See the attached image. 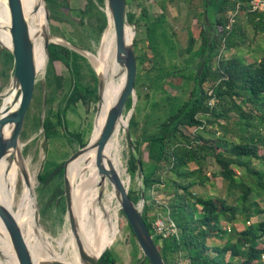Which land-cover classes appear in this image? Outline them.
I'll use <instances>...</instances> for the list:
<instances>
[{"label":"trees","instance_id":"16d2710c","mask_svg":"<svg viewBox=\"0 0 264 264\" xmlns=\"http://www.w3.org/2000/svg\"><path fill=\"white\" fill-rule=\"evenodd\" d=\"M137 1L142 7L144 20L136 23L138 26L143 24L146 28L156 58L153 65L145 68L147 57L138 49L139 40L138 38L135 39L134 47L138 66L136 88L139 87L140 82H143V84H148L151 93L157 88L163 87L165 89V80L170 76L190 78L194 82L193 90L187 99L167 94L168 109L166 118L159 123L158 130L153 133H144L141 136L142 140L149 142L148 155L152 159L147 173L142 169L143 160L141 156L137 155L139 148L138 153L131 152L129 159L130 172L134 173L138 168H141L145 192L154 184L163 182L161 178L164 173H175L182 180L173 182V189L176 194L171 202L172 209L170 210L178 231L167 236H162L156 231L155 221L159 217L158 211H167L165 205L160 203L146 202L143 216L147 227L154 236L166 264H264V246H258L259 240L264 239V219L259 222L258 227L251 223L241 230L233 227L235 221H237L239 211L248 221L254 213L264 214V208L259 207L257 202L250 201V195L256 188L260 193L264 192V170L258 169L253 164V160L264 161V138L260 137L261 134L257 131L249 132V128L264 122V56L259 61L247 64L236 59L237 65L235 63L236 66L232 67L230 76L222 73L220 68L213 69L212 62L218 58L222 49L238 45L235 42L232 43L235 24L231 29L226 28L229 22L228 12L236 8L237 1L210 0L214 4L216 13L209 19L208 25H205V30L201 34H196L189 29V41L186 48L188 56L184 58V66H178L175 63L166 64L167 56L172 59L177 58L179 49L175 42V34L170 31L171 27L165 14L161 13L153 17L146 8L144 0ZM250 1L243 0L244 7L248 8ZM46 2L51 12V18L72 20L75 14L78 13L81 16V22L84 23V20H86L88 25L92 27L91 33H89L90 37L97 38L93 33L101 35L108 25L107 14L104 10L105 0H88L84 9L72 8L68 0H46ZM129 2L130 0H127L128 4ZM135 16V13L128 12L129 23L135 21ZM250 16L255 25H261L264 29L263 12L251 13ZM131 28L135 37L136 30L133 26ZM225 41H228L227 45L224 44ZM198 43L199 45L196 47L195 45ZM48 53L50 60L47 81L51 90L46 102L49 104V109L44 118L35 117V125H42L46 140L63 136L69 143L76 138L81 147L85 146L86 142L81 131L71 132L67 129L66 113L69 108L77 105L79 101L91 103L94 98H99L98 75L85 55L65 45L50 43ZM197 57L201 58L198 62L195 61ZM0 59L3 65L2 74L6 77H12L14 69L13 54L0 47ZM55 61L62 62L70 73L68 89L57 108H54L52 103L56 99L57 89L63 86L64 77L57 73ZM195 62L196 64H194ZM192 64L194 67H192ZM170 65H172L171 68ZM189 69L190 71H188ZM87 75L90 76L92 82L87 81ZM208 82H211L209 86L213 90L211 95L206 89ZM213 96L217 99V103L215 106H210L208 102ZM239 100L240 102H238ZM131 105L132 98L129 97L126 109L129 110ZM154 105L156 106L157 102H154ZM30 108L25 121L30 118ZM229 109L236 110L240 115L241 131L238 132V136H241V139L238 142L223 137L215 140L207 139L201 134L191 138L184 135L179 129L181 125L198 127V129L205 128L208 121L202 119L199 115H206L208 112L213 115L214 119H229ZM133 121L134 115L130 120V126ZM209 122H211V119H209ZM27 124L26 122L25 125L27 126ZM61 128H64V130L62 131ZM26 134L27 131L23 128L21 136L25 137ZM182 138H185L187 143H184ZM257 138L260 140L257 141ZM194 141L195 144L192 146ZM208 154H212L216 158L222 167L220 170L221 176L232 187H241L245 190L241 210L238 206L227 204L223 199L206 197L203 194H194L191 191L192 187L204 184L208 177L200 167L196 170H189V161L207 158ZM228 155L232 157H228ZM138 158L141 159V167ZM20 160L19 157V162H21ZM64 163V161L59 163L57 168L49 173H43L42 170L39 173L40 182L44 185H48L53 179H58L57 183L48 188V191L52 193L53 199L61 198V203L65 202L64 189L61 188ZM22 166H25V162ZM75 166L77 168L81 167V160H78ZM236 167H243L245 172L247 171V174L254 180V183L250 185L245 181L244 176L238 175ZM72 168L73 165L70 163L67 169L68 175ZM194 177L198 178L195 179ZM30 184L33 185L31 176ZM180 190L183 193H180ZM129 192L135 202L140 199L141 189L138 191L130 190ZM24 194L22 191L20 201L23 199ZM61 206L62 210L65 209L66 211V203ZM252 206L257 207V209L252 211ZM154 208H157L156 212L150 214ZM27 211L28 207L25 208L26 214ZM121 212L124 214L122 210ZM94 214H96V211ZM127 223L135 239L137 254H141L136 259L138 260L137 264H151L149 259L142 253L128 221ZM225 223H232L231 231L227 229ZM72 233L70 230V242L73 241ZM216 239H232L235 241L224 245L211 243L212 240ZM229 251H234L232 255L237 258V263L227 259L226 254ZM65 258L68 261V256ZM98 264H117L114 252L108 248L99 258Z\"/></svg>","mask_w":264,"mask_h":264},{"label":"rangeland","instance_id":"374dc122","mask_svg":"<svg viewBox=\"0 0 264 264\" xmlns=\"http://www.w3.org/2000/svg\"><path fill=\"white\" fill-rule=\"evenodd\" d=\"M147 1L148 0H144V4L148 9ZM195 1L196 2H194V0H189V6L187 5L184 8L178 6V8L176 7L172 12H169L166 8L162 9L158 0L150 1L151 5L148 11H151L152 16L154 17L160 13L165 14L168 24L171 27L170 31L175 34V42L179 49L177 58L172 59L170 56H167L166 64L175 63L178 66H184V58L188 56L186 48L189 41V29L196 34H201L205 30V25L207 24V15L205 17L203 13L196 11L199 8V4L197 0ZM68 2L72 8L84 9L88 3V0H68ZM45 3L48 6L46 0ZM128 12H133L136 15L135 21L130 25L136 30L134 42L135 39L138 38V49L147 57L145 63V68H147L154 64V59L156 56L154 49L150 45L146 28L141 22L140 24L142 25L140 26H138L136 23L137 21L144 20V17L142 16V7L138 4L137 0H130L128 4ZM50 13L51 12L49 10L48 39L50 43L65 45L75 51L86 54L88 57V62L96 71L91 59H89L90 57L88 53H97L101 38L108 27L105 28L101 35L93 33V35H96L97 38L90 37L89 33H91L92 27L88 25L86 20H84V23H82L81 16L78 13L75 14V17L72 20L67 18L54 19L51 18ZM210 16L212 17V15H209V17ZM234 24L235 30L234 34L232 35V43L235 42L238 45H233L230 48L222 49L218 58L212 62L213 69L220 68L221 72L227 76L231 75L232 67L237 65L236 59L247 64L254 61H259L264 56V29L262 26L255 25L248 13H244L241 16L238 15ZM227 42L228 41H225L224 44L227 45ZM198 45L199 43L195 46L197 47ZM47 58L48 60L45 68L38 73L35 96L29 111L30 118L25 121V124L26 122L28 124L27 126L24 124L27 134L25 137L21 136L19 148L21 165L18 167L19 175L16 195L18 199L22 194L23 184L25 181L24 171H26L32 177L34 195L36 197L38 206L40 226L47 234L57 238L67 230H70V224L67 219L66 211L65 209L62 210L61 208V205H65V202L61 203V198L53 199L51 195L52 193L48 191V188L52 187L54 183H57L58 179H53V181L51 180L48 185H44L40 182L39 173L41 170L43 173H49L50 171L56 169L59 163L63 161L65 162L77 149L81 148V146L76 138H74L70 143L63 136L46 140L42 125H35V117L38 116L44 118L49 109V104L46 102L51 90V87L47 81L50 60L49 53H47ZM200 60L201 58L197 57L195 61L198 62ZM196 62L194 64H196ZM235 63L236 65H234ZM2 67L3 65L0 59V107L3 104L2 95H4V93L12 86L11 77H6L2 74ZM169 67L171 68L172 65ZM192 67H194L193 64ZM55 68L57 73L64 77L63 86L62 88L57 89L56 99L52 103L53 107L57 108L62 101L63 95L68 89L70 73L68 68L60 61H55ZM188 71H190V69ZM86 78L87 81L92 82L90 76L87 75ZM168 82L172 84H169ZM209 85H211V82L206 84V89L211 92L212 89ZM193 87L194 82L190 78L170 76L165 80V89H163V87L157 88L151 93L148 84H143V82H140L139 87L136 88L137 102L133 112L134 121L130 126V120L133 115L129 119L125 117V128L123 127L118 133L116 139H118L119 143L116 147V150H112V154L117 157L118 168L121 171L122 178L126 181L129 180L130 190L138 191L143 186V174L141 168H138L134 173L130 172L129 159L131 152H137L139 148V153L137 152V155L139 157L141 156L143 160L142 169L145 173H147L150 168L149 166H151L152 159L148 155L149 142L147 140H142L143 138L141 136L144 133H153L158 130L159 123H161L166 118L168 109L166 97L167 94L177 96L182 99H187L190 96ZM93 100L94 101L91 103L79 101L77 105L69 108L66 113L67 129L71 132L81 131L86 144L93 136L94 127L100 114L99 105L101 100L100 98H94ZM209 101L213 106H215L217 103V99L215 97H212ZM154 102H157L156 106L154 105ZM238 102H240V100ZM127 112L128 109H126V115ZM229 116V119H214L213 115L208 112L206 115H199V117L208 121L205 128L198 129V127H186L181 125L179 126V129L184 135L190 136L191 138H194L197 134H201L207 139L215 140L219 137H223L230 141L238 142L241 139V136H238V132L241 131V123L239 122L240 115L236 112V110L229 109ZM209 119H211V122H209ZM61 130L63 131L64 128H61ZM128 130L130 131V135L128 134ZM252 131H257V133L261 134L260 137L264 138V122L249 128V132ZM182 139H184V143H187L185 138ZM256 140L258 141L260 139L257 138ZM192 144V146H194L195 141ZM82 155L78 159L71 162L73 168L68 175L73 185L72 193L76 214L78 210L75 205V192L78 188L77 186L80 179L79 174L84 170L87 164L85 162V164L79 168H77L75 164L78 160H81L82 162ZM228 157L232 156L228 155ZM139 160L141 161L140 158H138V162ZM23 162H25V166H22ZM253 164L258 169L264 170V161L253 160ZM198 167L202 168L207 174L208 180L205 181L204 184H198L192 187L191 191L194 194H203L206 197H214L220 200L223 199V201H225L227 204L238 206L239 210L242 209L243 194L245 190L241 187H232L230 183L223 176H221L220 170L222 167L212 154H208L207 158L204 157L196 161H189V170H196ZM236 168L238 175L241 177L244 176L246 182H248L250 185L254 183V180L249 176V174H247V171L245 172L243 167ZM194 178L196 179L198 177ZM161 179H163V182L161 181L160 184H154L151 188H149V190L145 192V197L147 203L164 204L167 209L166 212L162 210L158 211L159 218L155 223L157 232L164 236L173 230L172 223H170V221L173 222L171 220L172 216L170 214V210L172 209L171 202L176 194L175 190L173 189V182L175 180H178L179 182L182 180L179 179L175 173L171 172L162 174ZM63 181L64 176L62 178V189H64ZM107 181L108 186L113 188L111 182L108 179ZM23 193L25 192L23 191ZM180 193H183V191L180 190ZM250 201L257 202L259 207L264 208V192L260 193L256 188L250 195ZM28 205L29 201H27L25 208H27ZM115 205H117L118 211H116L114 222L118 220L119 228L116 233V237L108 248L114 252L117 258V264H137L138 260L136 259L139 258L141 254H137L135 239L133 238L128 227L126 216L121 212L118 200H115ZM15 209H17V205H15ZM156 209L157 208L152 209L150 214L155 213ZM256 209L257 207L255 206L251 207L252 211H255ZM237 217V221H235L233 227L241 230L246 228L250 223L255 225V227H258L259 222L264 219V214L254 213V215L250 218V221H248L239 211L237 213ZM225 225L228 230H230L232 227V223H225ZM72 239L73 241L76 240L74 233H72ZM234 241L235 240L232 239H216L212 240L211 243L224 245L225 243L230 244ZM258 246H264V239L259 240ZM232 254H234V251L227 252V259L237 263V258ZM67 256V263L71 262V259L75 258V254L68 251ZM0 264L9 263L0 256Z\"/></svg>","mask_w":264,"mask_h":264},{"label":"water","instance_id":"95a60500","mask_svg":"<svg viewBox=\"0 0 264 264\" xmlns=\"http://www.w3.org/2000/svg\"><path fill=\"white\" fill-rule=\"evenodd\" d=\"M45 1V0H44ZM10 10V34L11 46H6L0 42V47L10 51L13 54L14 69L12 74V86L6 91H15L13 106L0 107V162L9 156L14 157L15 152L20 148L21 133L24 128L26 115L32 104L35 95L37 77L39 69L36 61V39L31 33L30 18L26 14L22 0H7ZM46 4V3H45ZM105 12L108 18V25H113L116 37L117 60L126 71L124 86L110 105L104 124L96 137L81 148L77 149L64 163V197L66 203V214L70 224V230L77 238V243L83 264H98L101 255L94 256L86 250L84 244L79 238V223L76 216L73 185L67 174L68 165L78 159L84 152L96 148V166L103 178H107L115 191L116 198L120 208L126 216L138 242V245L151 264H166L160 253L154 236L147 227L143 216L146 204L145 185L141 187V197L135 202L130 196V189L116 170L110 158L107 156V147L112 141L120 122L124 117L131 118L136 107V78L138 72L137 57L134 49V39L128 41L126 28L128 21V3L127 0H105ZM47 21L49 8L46 5ZM50 41L48 31L44 38V49L48 53ZM87 57L86 54L82 53ZM88 58V57H87ZM98 75V95L101 100L103 80ZM132 98L131 108L127 115L126 105L128 98ZM18 102L17 106L15 104ZM10 127L9 135L5 130ZM130 135V131L128 130ZM141 166V161L139 160ZM25 180H28V173L24 171ZM0 216L9 232L12 247L16 254L19 264H37L33 257L31 248L26 241L24 232L13 211L0 201ZM38 264H68L61 260H50Z\"/></svg>","mask_w":264,"mask_h":264},{"label":"bare ground","instance_id":"6f19581e","mask_svg":"<svg viewBox=\"0 0 264 264\" xmlns=\"http://www.w3.org/2000/svg\"><path fill=\"white\" fill-rule=\"evenodd\" d=\"M26 14L30 18L31 33L36 39V61L39 71H42L47 64V53L44 49V35L48 31L47 10L44 0H22ZM10 10L7 0H0V42L11 46L10 34ZM128 41L134 38V32L130 25L126 28ZM53 38V37H52ZM94 68L103 80L102 96L100 101V114L93 131V139L98 136L108 108L119 96L126 79V71L117 60L116 37L113 25L105 30L97 53H88ZM15 91L10 90L4 93V107L13 106ZM18 102L15 104L17 106ZM126 125L125 117L120 122L112 141L106 151L116 170L118 160L112 154L116 150L118 133ZM10 127L5 132L9 135ZM19 149L11 159L4 157L0 162V201L10 208L15 214L24 232L35 262L42 263L52 260H61L67 263V251L75 254L68 264H83L77 238L70 243V230L55 238L47 234L39 223V214L34 186L28 180L24 181L23 191L25 192L20 203V196L17 199ZM86 162L84 170L79 174L78 188L76 190L77 218L79 223V238L84 244L88 253L99 256L105 248L109 247L118 231V220L114 222L117 211V200L115 191L108 186L107 178H103L96 166V148L89 149L82 155L81 166ZM129 187V180H125ZM29 201L27 214L25 206ZM17 205V209H15ZM95 206V207H94ZM96 211V214H94ZM0 256L9 264H19L12 247L9 232L0 216Z\"/></svg>","mask_w":264,"mask_h":264},{"label":"crops","instance_id":"0c3cea01","mask_svg":"<svg viewBox=\"0 0 264 264\" xmlns=\"http://www.w3.org/2000/svg\"><path fill=\"white\" fill-rule=\"evenodd\" d=\"M151 0H148L147 1V7L149 9L150 5H151ZM159 1V4L161 5L162 9L166 8L169 12H172L173 9H175L176 7L178 8V6L184 8L186 7L187 5L189 6L190 3L187 1V0H158ZM193 1V0H192ZM237 3H236V8L233 10H230L228 12V17H229V20H230V17L236 12V10H238V13H237V16H241L243 15L244 13H248V15L250 16L251 13H256V12H250L248 10L249 8V5H248V8L244 7L245 3L242 2L243 0H236ZM194 2H196L194 0ZM198 2V9L196 10L197 12H200V13H203V15L206 17L207 15V24L208 25V22H209V19L211 18V16L209 17V15H213L214 13H216V9L214 10V4L213 2H211L210 0H197ZM202 3V4H201ZM250 4V3H249ZM197 8V7H196ZM150 15L152 16V13L151 11L149 12ZM161 14V13H160ZM164 14V13H163ZM158 16V15H156ZM236 16V17H237ZM154 17V16H153ZM251 17V16H250ZM169 20V19H168Z\"/></svg>","mask_w":264,"mask_h":264},{"label":"built area","instance_id":"2783aa9c","mask_svg":"<svg viewBox=\"0 0 264 264\" xmlns=\"http://www.w3.org/2000/svg\"><path fill=\"white\" fill-rule=\"evenodd\" d=\"M248 10L250 12L252 11V12H263L264 13V0H251ZM237 13H238V10H236V12L230 17V20H229V22H228V24L226 26L227 29H231L233 27L234 22L236 21ZM211 94H213V90H211V92L209 91V95H211ZM208 104L210 106H213V105L210 104V101L208 102ZM158 218H157V220H158ZM171 220L173 221V219H171ZM156 221H155V223H156ZM170 223H172V229L173 230L171 232H169L168 234L164 235V236H167V235H169L171 233H175L176 231H178L176 223L174 221L173 222L170 221ZM155 228H156V231H157V227L156 226H155Z\"/></svg>","mask_w":264,"mask_h":264}]
</instances>
